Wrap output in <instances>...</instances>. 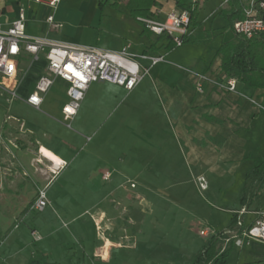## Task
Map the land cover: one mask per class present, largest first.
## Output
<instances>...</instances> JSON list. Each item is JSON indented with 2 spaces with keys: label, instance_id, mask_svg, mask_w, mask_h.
I'll return each mask as SVG.
<instances>
[{
  "label": "rangeland",
  "instance_id": "1",
  "mask_svg": "<svg viewBox=\"0 0 264 264\" xmlns=\"http://www.w3.org/2000/svg\"><path fill=\"white\" fill-rule=\"evenodd\" d=\"M170 6L174 10L181 9V6L171 0L166 3L167 8ZM225 6L227 3L224 0H208L202 10L200 7L199 13L205 28L210 29L213 25L216 32L221 31L223 36L226 35L223 26H227L228 22L214 12ZM209 17L211 19L207 21ZM221 37H212V42L221 44ZM206 45L207 42L196 46L185 44L181 48L177 47L180 49L168 58L178 69L193 74L201 69V57ZM27 68L28 64L24 63L23 69L26 71ZM34 77V69L24 79L20 74L19 80L23 82L19 88L21 94H25L30 88ZM148 80L149 76L143 84ZM6 82L9 83L10 80ZM100 88L101 83H93L90 92H99ZM244 88L246 87L242 82L238 83V90L244 91L241 97H260L257 94L259 90L255 89L248 97L250 90ZM9 98V94L0 93V124H3L4 117L7 120L9 112L21 122H17L10 132L0 129V152H5L11 158L10 162L0 161V193L7 194L0 196V264H26L32 257L48 262L57 260L61 264H187L199 253L207 239L201 235L202 229L210 226L221 233L229 228L232 213L228 208L241 206L239 196L245 174L252 165L253 158L264 155V112L249 132L242 131L234 135L217 133L204 121L195 120L182 133L164 103L155 109H149L145 115L140 109L137 110L138 107H133L122 116L113 115L109 118L110 122L101 132L112 143V148L107 153L108 158L95 150L99 163L80 167L86 173L98 171L94 178L89 180L90 178L83 176L78 180L77 173L72 179L68 176L63 178L68 179L61 181L66 187L61 185L50 188L48 182L56 173L49 171V162L39 159L40 154L33 140H30V136H25L23 122L28 127L41 125L38 128L52 137L78 136L76 121L69 128L59 120L57 108L64 102L63 85L58 84L48 92L51 109L37 110L22 100L9 101ZM158 111L160 114L156 113ZM42 123L51 128L43 127ZM103 126L104 123L99 127ZM206 127L211 130L206 131ZM234 137L240 141V149L232 144ZM104 141L100 140L98 146L101 147ZM155 142H160L157 143L160 144L159 148L153 146ZM141 145L145 147L142 148ZM33 154L39 159L33 168L44 176V180L41 179L45 184L43 186H36V177L29 171L25 173L24 165L18 163L20 157L28 159ZM63 166H66V162ZM106 171L111 174L108 180L102 178ZM199 176L206 178L208 189L200 190L197 182ZM54 179L55 177L52 181ZM45 186L47 193L49 192L48 205L42 211L35 210L32 204L38 191ZM56 188H89L97 191L112 188L114 192H118L109 198L107 216L101 222L105 237L116 243L114 246L109 240L107 256L103 255L104 250H99L92 257L88 255L92 245H82L83 241L77 236L78 228L72 231L74 227L71 225L70 215L63 211L65 207L71 210L74 206L78 213L100 197L78 196L76 192L69 193L67 190L60 193ZM8 191L11 192L10 195ZM257 208L264 209V188L259 198L250 204L247 215H253ZM94 211L90 210L85 216H81V223L94 219L91 214ZM133 228L138 229L139 235L131 231ZM86 231L90 234V239L95 237L93 227H88ZM137 236L140 244L137 243ZM95 239L96 247L104 243L97 236ZM230 244L231 242L225 244L224 241L223 246L228 247ZM233 248L227 264L257 260L260 261L259 264H264V242L253 240L241 248ZM108 257L109 259H105Z\"/></svg>",
  "mask_w": 264,
  "mask_h": 264
},
{
  "label": "crops",
  "instance_id": "2",
  "mask_svg": "<svg viewBox=\"0 0 264 264\" xmlns=\"http://www.w3.org/2000/svg\"><path fill=\"white\" fill-rule=\"evenodd\" d=\"M113 1L114 0H62L56 9H52L49 6L35 3L33 0H0V24L4 28H7L13 20L19 17L20 11L23 8L26 16V32L31 36H44L57 42L94 45L115 51L121 50L129 45L130 50L133 52L139 54L148 53L152 55L161 54L165 57L164 61L157 63L151 68L150 74H148L140 84L131 91V93H128L123 87L108 82H93L101 83V88L98 90L99 92L91 93L90 90L93 85V83H91L78 113L73 118H67L62 112L63 106L68 101V83L61 78L55 80V83L49 92L54 89L56 85H63L64 102L61 106L59 105V109L57 108L60 115L59 120L67 127H69L67 125L68 123H71L72 127V123L76 121L79 129L78 134L82 135L84 138L79 135L77 136V134L66 137H52L38 128L41 125L37 127L31 125L28 127L26 123L22 121L26 131L25 136H30V140H33L35 147L40 154L39 159L49 162L51 164L49 171L51 173H56V175L52 176V179L54 177L55 179L53 181L51 179L48 182L50 188L52 186L53 188L61 185L65 186L61 181L64 182L68 179L65 180L63 178L68 176L71 177L69 179H72V176L77 173H79V177L76 176L77 179L80 177L83 178V176L88 179L90 178L89 180L94 178V175H96L95 173L98 171L86 173L83 172V170H80V167H88L93 164H98L99 158L96 156L97 153L108 158L107 153L109 152L108 150L112 148V143L111 140L105 138L101 132L110 122L109 118H112L113 115L122 116L125 112H129L133 107L134 109L138 107L137 110L140 109V112L145 115L149 109H155V107L164 103L171 118L175 121L178 129L182 133H184V131L186 132L188 128L194 124V120L195 122L204 121L206 125L211 126L220 134L231 133L236 135L242 131L249 132L252 125H254L255 121L258 120L260 118L259 116L262 114V109L252 104L249 98L241 97V94H244L243 90H238V83H241V81H237L235 91L228 90L227 77L221 69V54L217 51L220 44H214L212 42L214 38L210 43L208 42L209 40L185 43L196 46L207 42L203 51V57H201L203 58L202 65H200L201 69H199L198 72L194 71L192 74L180 70L175 63L169 60L168 57L172 56L175 51L183 47L185 44L180 48L169 50V45L172 44V41L167 36L157 35L151 32L138 19V17L165 19L167 14L174 10L173 6L166 7V3H169V0H167V2L157 0L158 3L151 8L148 16H138L137 18L130 14L127 5L128 0H121L118 6H114ZM204 3L200 6L201 10ZM226 7H228V4L220 9ZM220 9H217L214 12L215 15ZM52 14L54 16V25L47 21L48 16ZM209 19L211 18L209 17L207 21H209ZM198 22H200L201 25L199 27L194 25L196 31L193 37H196L202 31L212 32L215 37L218 35L222 36L221 43L231 40L234 37V31L232 29H226V26H223L224 32L226 31L225 36L221 34V31L216 32L213 25L210 29L205 28L203 21H201L200 14ZM145 28L147 31H145ZM229 35L231 36L226 38V36ZM22 63L28 64L27 70L25 71V69H23V79L31 69H34L35 71L34 80L29 85L30 88L25 94L19 92V88L23 83H21V80L17 87V94L19 95L20 93L21 95H19L20 99L16 100H22L25 102L24 100L27 99L29 94L33 91L36 80L44 71L46 61L43 58L33 60L29 55H26L24 56ZM141 63L145 66L149 65L147 60H141ZM202 74L206 75L208 79L200 80L199 75ZM148 76L150 77V80L143 84ZM198 84L202 85V90L198 89ZM242 84L244 85V83ZM244 86L250 90V94L248 95V97H250L255 88L246 85ZM255 90H259L257 92L259 95L263 92L261 89ZM258 99L261 100L260 97ZM51 107L47 93L41 108L35 109L44 110L51 109ZM9 109L10 106H8L7 110ZM156 113L160 114L159 111ZM17 119L19 118H16V116L9 112L7 120L4 117L3 124H0V129L3 130V132H10L12 127L17 125V122H21ZM102 123H104V126L103 128H100L99 126ZM42 126L45 128H51L46 123H42ZM205 130L207 131L211 129L206 127ZM102 139L105 141L100 147L98 144ZM155 143L156 144H153V146L159 148L160 144L157 143L160 142ZM232 144H236L238 148L240 147V141L237 140V137L233 138ZM140 147L144 148L145 146L141 145ZM43 148L58 157L60 160L59 163L56 164L46 158L42 154ZM11 150L14 152L12 147ZM95 150L97 153H94ZM24 152L25 151L23 150L22 153L24 154ZM39 159L38 156L34 154L29 156L28 159L22 156L18 163L24 165L23 170L25 173L29 171L36 177V186H38V184L43 186L44 183L41 182V179L44 180V176L38 174L33 168V165L38 163ZM1 160L10 162L11 158L5 152H0V161ZM65 162L66 166H63ZM55 182L56 184H54ZM66 190L69 193L70 191H72V193L76 192L75 194L78 196L89 198L100 197V199L93 201L89 207L82 209L78 213H76L74 206L71 210L66 209L65 207L63 208V211L68 213L67 215H70L69 219L72 227H74V229L72 228V231L74 232L78 228L79 231L77 236L83 241L82 245L88 247L92 245L91 253L88 255L92 257V255H96L99 250H104L103 255L105 254L107 256V245L109 244V240L112 241L114 246L116 243L109 239V237H105V229H103V227L104 236H100L96 222L100 223L102 226L101 222L107 216L106 210L110 205L109 198L115 195L114 193L118 192H114L112 188L108 191H97L89 188H74L71 190L66 188H61L59 190V188H56V191H59L60 193ZM49 191H51V189ZM8 194L10 195L11 192L8 191ZM6 195L7 194H4L3 192L0 193V196ZM90 210H95V213H91L94 216L95 221L93 218H90L89 222L85 221L81 223L80 217L85 216L86 212ZM250 216L252 217V215H247L248 220L251 218ZM90 226L95 229V237L97 236L99 239L104 240V243L101 246L96 247L95 237L90 239V234L86 231ZM131 231L139 235V233H137L139 232L137 228H133ZM137 237V243L140 244V238L139 236ZM109 257L105 259H109ZM53 262L61 264L57 260H54Z\"/></svg>",
  "mask_w": 264,
  "mask_h": 264
},
{
  "label": "built area",
  "instance_id": "3",
  "mask_svg": "<svg viewBox=\"0 0 264 264\" xmlns=\"http://www.w3.org/2000/svg\"><path fill=\"white\" fill-rule=\"evenodd\" d=\"M33 1L56 9L62 0ZM206 1L193 0L192 2L194 6L200 7ZM224 1L228 3L229 0ZM243 5L244 18L235 21L232 30L247 38L261 36L264 34V0H245ZM138 19L151 32L167 36L175 47L183 46L196 31L192 23L191 10L187 8L170 11L165 19L155 17H138ZM47 21L54 25L53 14L48 16ZM26 55L33 60L43 58L46 66L36 80L33 91L24 101L40 109L55 80L61 78L68 83V101L62 108L67 118H73L78 113L91 83L108 82L123 87L128 92L133 91L150 74L154 65L165 60L164 55L161 54L133 52L129 45L115 51L94 45L57 42L44 36H31L26 32V16L22 8L19 17L13 20L7 28L0 24V93L9 94V101L20 99L17 87L20 74L23 73V58ZM141 60H147L149 65H143ZM199 77L200 80L208 79L203 74ZM7 80L10 82L7 83ZM237 81L233 77H227L229 91L236 90ZM198 89L202 90L201 84H198ZM250 100L263 109L261 100L252 97ZM67 125L71 127V123ZM110 177V172L103 173L105 180ZM197 182L200 190L208 189V182L204 176H199ZM47 205V186H45L38 191L32 208L42 211ZM248 212L246 207L238 210L234 228L218 233L209 226L201 230V235L207 238L226 236L224 237L225 244L232 241L238 248L253 240L264 242V209L254 211L249 220L247 219ZM96 226L100 236L103 237L102 226L97 222Z\"/></svg>",
  "mask_w": 264,
  "mask_h": 264
},
{
  "label": "trees",
  "instance_id": "4",
  "mask_svg": "<svg viewBox=\"0 0 264 264\" xmlns=\"http://www.w3.org/2000/svg\"><path fill=\"white\" fill-rule=\"evenodd\" d=\"M121 0H114L113 5L118 6ZM181 8L191 10L192 23L199 27L198 22L200 7L194 6L193 2L188 0H174ZM108 2V1H106ZM158 3L157 0H128L130 14L133 17L148 16L151 8ZM228 7L218 10L216 15L223 17L228 25L227 29H233L234 22L244 18L243 0H229ZM194 6V7H193ZM145 31L147 29L145 28ZM214 33L202 31L196 37L192 36L188 42H201L211 40ZM172 43L169 45V50L175 49ZM221 54L222 63L221 69L226 74V77H233L248 87L261 89L260 94L261 105L264 112V34L247 38L246 36L234 32V37L231 40L222 42L217 50ZM264 188V155L255 156L253 163L245 174L244 183L240 190L241 207L250 209V204L254 199H258L261 190ZM235 206L228 209L232 213V222L229 228H234L237 222L238 210ZM256 210H259L257 208ZM226 237V236H224ZM224 238L211 236L207 238L199 253L192 258L187 264H227V259L234 249L233 242L227 247H224ZM233 245V246H232ZM260 261L238 262L237 264H259ZM27 264H59L48 262L41 258L32 257Z\"/></svg>",
  "mask_w": 264,
  "mask_h": 264
},
{
  "label": "bare ground",
  "instance_id": "5",
  "mask_svg": "<svg viewBox=\"0 0 264 264\" xmlns=\"http://www.w3.org/2000/svg\"><path fill=\"white\" fill-rule=\"evenodd\" d=\"M42 154L46 157V158H48L49 160H51V161H53L54 163H59V158L58 157H56L55 155H53L51 152H49L48 150H46V149H42Z\"/></svg>",
  "mask_w": 264,
  "mask_h": 264
}]
</instances>
